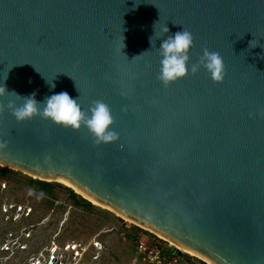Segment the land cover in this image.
I'll list each match as a JSON object with an SVG mask.
<instances>
[{
	"label": "water",
	"instance_id": "water-1",
	"mask_svg": "<svg viewBox=\"0 0 264 264\" xmlns=\"http://www.w3.org/2000/svg\"><path fill=\"white\" fill-rule=\"evenodd\" d=\"M165 24L192 33L190 64L220 54L221 83L201 69L161 86ZM0 84L79 95L85 112L102 101L117 133L98 145L83 127L17 123L5 93L0 166L62 179L212 264H264V0H0Z\"/></svg>",
	"mask_w": 264,
	"mask_h": 264
},
{
	"label": "rangeland",
	"instance_id": "rangeland-1",
	"mask_svg": "<svg viewBox=\"0 0 264 264\" xmlns=\"http://www.w3.org/2000/svg\"><path fill=\"white\" fill-rule=\"evenodd\" d=\"M2 169L10 185H0V264H29L37 259L45 264L48 258L53 264L60 260L62 264H141L133 261L132 243L137 236L159 239L167 250L174 247L159 235L138 228L106 208L92 203L91 207H85L72 199L60 183L49 196L42 197L28 182L35 178L0 166ZM29 190L32 195L28 194ZM19 205L23 212L17 215ZM28 211L29 216L25 217ZM10 215L13 220L9 221ZM66 244L76 246L68 249ZM7 246L11 248L5 251ZM179 252V257L184 259L182 264L203 262Z\"/></svg>",
	"mask_w": 264,
	"mask_h": 264
},
{
	"label": "clouds",
	"instance_id": "clouds-1",
	"mask_svg": "<svg viewBox=\"0 0 264 264\" xmlns=\"http://www.w3.org/2000/svg\"><path fill=\"white\" fill-rule=\"evenodd\" d=\"M160 31L161 35L157 40H161V42L158 48L155 47L159 57L157 80L162 87L166 88L189 74L195 75L201 69L207 73L209 79L213 83H221L223 81L225 68L223 60L218 52L209 51L205 48L202 50V54L198 60L190 64L189 52L194 45L192 33L182 27L181 31L167 35L169 30L166 24ZM153 36L154 33L149 37L150 48H152L154 44ZM161 37L164 38L161 39ZM147 51L148 50L142 52L140 55ZM43 79L49 90L55 88V84L53 83L54 79L51 81L45 78ZM5 93L22 101V103L18 105L13 101H9L6 105L9 114L17 123L38 116L41 119L50 121L56 126L70 128L73 131L83 127L98 145L117 139V133L111 130L113 121L110 110L102 101L92 102L85 112L78 102L79 95L77 97H70L66 91L53 93L52 95L44 97L42 101H37L35 99V92L26 96H21L15 91L6 90L3 84H0V97H3ZM2 110L3 109L0 108V111ZM4 147H6V144L0 143V149ZM28 194L32 195V191L29 190ZM40 195H42V193Z\"/></svg>",
	"mask_w": 264,
	"mask_h": 264
},
{
	"label": "built area",
	"instance_id": "built-area-1",
	"mask_svg": "<svg viewBox=\"0 0 264 264\" xmlns=\"http://www.w3.org/2000/svg\"><path fill=\"white\" fill-rule=\"evenodd\" d=\"M19 210L17 211V215L22 214V208L19 206ZM6 210L4 211V213ZM28 213H26L25 217L28 216ZM13 217V216H12ZM13 220V219H12ZM133 261L139 262L141 264H182L183 262V256L179 257L178 255H175L171 253V249H164L161 245V242L159 239L150 240L146 238H139L134 237L133 241ZM95 246L99 247V244L97 242L94 243ZM69 249H74L76 245L73 244H66L65 247ZM8 247V246H7ZM64 247V248H65ZM11 247H8L5 251L9 250ZM77 253V252H76ZM78 256V255H77ZM53 259V258H52ZM43 264L42 261L39 259L37 260H31L29 264ZM58 264H62L63 262L57 261ZM45 264H53L51 261V258H48L45 260Z\"/></svg>",
	"mask_w": 264,
	"mask_h": 264
},
{
	"label": "trees",
	"instance_id": "trees-1",
	"mask_svg": "<svg viewBox=\"0 0 264 264\" xmlns=\"http://www.w3.org/2000/svg\"><path fill=\"white\" fill-rule=\"evenodd\" d=\"M8 178H9L8 175L6 173H4L3 169L0 170V185H3L4 187H5V185H7L9 187L10 181L8 180ZM28 182L31 185L34 186L35 192L37 194L40 195L42 193V195H41L42 197L49 196L52 193V190L55 187L61 186L59 183H54V182L53 183H50V182L40 181V180H37V179H29ZM65 188L69 192V195H70V197L72 199L79 200L85 207H91L92 206L90 202H88L87 200L81 198L79 195H77L76 193H74L73 190H71L70 188H68V187H65ZM28 216H29V214H28ZM7 218L10 221L12 219V215H10ZM130 226L132 228L136 229V230H139L135 226H132V225H130ZM187 258H190V257H187ZM201 263L204 264L203 262H201Z\"/></svg>",
	"mask_w": 264,
	"mask_h": 264
},
{
	"label": "bare ground",
	"instance_id": "bare-ground-1",
	"mask_svg": "<svg viewBox=\"0 0 264 264\" xmlns=\"http://www.w3.org/2000/svg\"><path fill=\"white\" fill-rule=\"evenodd\" d=\"M56 181H57L58 183L62 184L63 186L68 187V188H70L71 190L75 191L78 195H80V196L84 197L85 199H87L88 201H90V203H92V204H94V205H98V206H100V207H103L102 205H99V204L96 203L95 201H92V200L88 199L87 197H85V196L79 194L75 189H73V188H72L67 182L63 181L62 179H57ZM103 208H105V207H103ZM160 237H161V236H160ZM162 238H163V237H162ZM168 242H169L171 245H173L175 248H177L179 251H182V252L188 254L189 256L195 257V258H197V259H199V260L205 262L206 264H212V263L208 262L207 260L201 258L200 256H198V255L192 253L191 251H189V250H187V249H185V248H183V247H180V246H178V245L172 243L171 241H168Z\"/></svg>",
	"mask_w": 264,
	"mask_h": 264
}]
</instances>
